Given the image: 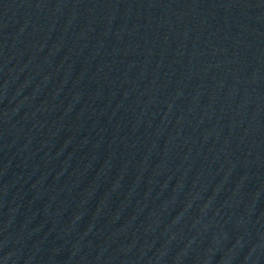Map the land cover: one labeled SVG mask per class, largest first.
<instances>
[{
    "label": "water",
    "instance_id": "95a60500",
    "mask_svg": "<svg viewBox=\"0 0 264 264\" xmlns=\"http://www.w3.org/2000/svg\"><path fill=\"white\" fill-rule=\"evenodd\" d=\"M0 264H264V0H0Z\"/></svg>",
    "mask_w": 264,
    "mask_h": 264
}]
</instances>
